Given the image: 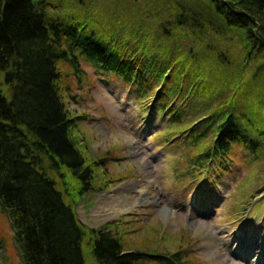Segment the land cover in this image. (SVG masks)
<instances>
[{"label": "trees", "instance_id": "1", "mask_svg": "<svg viewBox=\"0 0 264 264\" xmlns=\"http://www.w3.org/2000/svg\"><path fill=\"white\" fill-rule=\"evenodd\" d=\"M234 38L238 53L223 48ZM85 60L138 98L151 94L150 121L158 108L167 127L189 131L187 150L210 137L188 151L181 177L196 168L214 182L236 145L264 149V0H0V207L21 264H87L73 204L111 179L65 102L69 68L85 76ZM247 75L259 89L238 93ZM189 112L200 125L186 122ZM119 220L88 243L96 264H191L180 252L132 249Z\"/></svg>", "mask_w": 264, "mask_h": 264}, {"label": "rangeland", "instance_id": "2", "mask_svg": "<svg viewBox=\"0 0 264 264\" xmlns=\"http://www.w3.org/2000/svg\"><path fill=\"white\" fill-rule=\"evenodd\" d=\"M99 21L100 15L89 20L91 28ZM106 28L110 33L111 29ZM226 44L224 49L235 46L234 53L244 46L236 38ZM81 64L85 76L71 68L70 76L65 75V102L71 113L83 117L76 136L82 139L92 160L100 163L105 159L98 169L105 170L111 179L107 190H89L79 200L74 199L76 217L86 232L83 252L87 264H96L88 248L96 231L119 218L120 232L132 249L180 252L191 264H264V251L237 252L242 243L264 239V149L249 154L236 145L229 153L231 161L221 165L219 186L212 182L208 187L203 182L200 188L194 179L197 176L193 177L196 168L189 169L184 177L181 173L186 170L188 151H199L210 137L197 148L187 150L189 131L178 134L173 124L167 127L158 108L153 127L149 128L147 120L142 119L143 107L153 99L151 94L140 99L118 78L97 71L86 60ZM246 84H252L256 92L259 89L247 75L236 89L238 93L246 90ZM189 114L187 123L201 124L202 120L195 122L198 113ZM65 186L72 188L73 182ZM119 194H137L138 203L113 217H107L105 211H95ZM255 199L257 203L253 202ZM0 226V264H20L19 247L3 212Z\"/></svg>", "mask_w": 264, "mask_h": 264}, {"label": "bare ground", "instance_id": "3", "mask_svg": "<svg viewBox=\"0 0 264 264\" xmlns=\"http://www.w3.org/2000/svg\"><path fill=\"white\" fill-rule=\"evenodd\" d=\"M112 201H108L106 202V204H100L99 206H97V208H95L96 212L97 211H105L107 213V217H113L115 215H117L118 213H120L122 211V209L130 208L133 205H135V203H138V196L137 194L135 195H129V196H124V195H117L114 196ZM109 199V200H111ZM110 202V203H109Z\"/></svg>", "mask_w": 264, "mask_h": 264}]
</instances>
